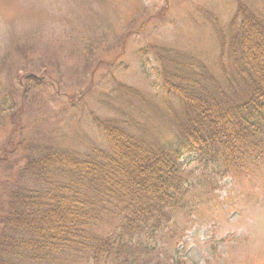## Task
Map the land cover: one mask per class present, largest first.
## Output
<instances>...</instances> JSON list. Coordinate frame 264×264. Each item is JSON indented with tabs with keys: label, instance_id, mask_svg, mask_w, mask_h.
<instances>
[{
	"label": "rangeland",
	"instance_id": "374dc122",
	"mask_svg": "<svg viewBox=\"0 0 264 264\" xmlns=\"http://www.w3.org/2000/svg\"><path fill=\"white\" fill-rule=\"evenodd\" d=\"M239 1L264 9V0H0V102L11 92L22 102L17 112L7 110L15 119L0 123V157L12 147L8 138L14 146L0 166V206L8 166L21 154L18 142L85 153L102 145L94 118L120 116L151 141L169 139L178 107L174 100L165 105L158 70L170 60H194L224 87L231 65L221 32L228 37ZM74 36L86 40L77 45ZM85 44L94 52L89 69L71 51ZM42 74L58 95L27 88L24 76ZM180 176L183 208L163 230L164 245L157 240L164 256L187 264H264V163L234 179L196 159Z\"/></svg>",
	"mask_w": 264,
	"mask_h": 264
},
{
	"label": "trees",
	"instance_id": "16d2710c",
	"mask_svg": "<svg viewBox=\"0 0 264 264\" xmlns=\"http://www.w3.org/2000/svg\"><path fill=\"white\" fill-rule=\"evenodd\" d=\"M227 28L220 39L231 65L224 87L194 60H170L158 70L165 105L174 100L178 107L166 141H151L120 116L94 118L102 145L85 153L18 142L21 154L8 166L0 206V264H187L181 256L166 258L157 242L164 245L163 230L183 208L182 168L197 159L222 177L241 179L264 163V9L239 1ZM73 38L77 45L86 40ZM85 46L71 45L83 65L94 57ZM26 78L27 88L53 90L43 74ZM7 95L0 123L15 119L7 110L22 105ZM9 141L0 166L13 153Z\"/></svg>",
	"mask_w": 264,
	"mask_h": 264
}]
</instances>
